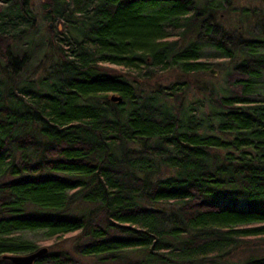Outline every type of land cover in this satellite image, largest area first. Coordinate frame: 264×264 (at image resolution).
Instances as JSON below:
<instances>
[{
    "label": "trees",
    "instance_id": "16d2710c",
    "mask_svg": "<svg viewBox=\"0 0 264 264\" xmlns=\"http://www.w3.org/2000/svg\"><path fill=\"white\" fill-rule=\"evenodd\" d=\"M249 1L44 0L37 45L0 5V264L42 248L32 264H264V0ZM227 10L234 29L213 16Z\"/></svg>",
    "mask_w": 264,
    "mask_h": 264
},
{
    "label": "rangeland",
    "instance_id": "374dc122",
    "mask_svg": "<svg viewBox=\"0 0 264 264\" xmlns=\"http://www.w3.org/2000/svg\"><path fill=\"white\" fill-rule=\"evenodd\" d=\"M233 2H234V5H233ZM231 5L236 7V8H234L235 10H237V8L238 9L247 8V9H249L251 11L252 10H256V11L260 10V8L258 6L259 4L256 1L232 0V4ZM238 15L239 14L237 12L235 13V12H231L230 10H227L226 12L220 13V15H219V12L215 13L213 16L215 17L216 21H218V23L224 25L222 28H224L226 30L228 28H233L234 29V26H231V25L234 24V22L235 23L236 22L239 23L238 22V17H237ZM228 25H230V26H228ZM242 25H245V24H242ZM46 26H47V21H44V28L41 27V28H43V34L46 33L45 32ZM237 27L241 28V26H237ZM47 37L48 36L44 35V38H47ZM35 38L36 39L34 40V45H37L40 42V36L37 35ZM37 57H39V59H40V61L37 62V63H39V65L43 61L42 65H41L42 72L33 74V73H31V71H29L27 74L30 77H32L33 79H35V78L37 79L40 75H42L43 71L48 70L51 67L52 63L54 62V58L51 55V53L46 55V56L37 55ZM37 63H35V64H37ZM35 64H33V67H32L33 71L37 67V65H35ZM211 70H214L215 74H212ZM211 70H210V73L213 75V78L214 79H218L220 81V74H219L218 70L216 68H212ZM175 79H176V76L173 75V74H163V75H160V77L158 79H156V82H158L160 84H163V85H168L169 83L176 81ZM207 80H209V78H207ZM259 82H260L259 91H260V93H264V76L259 80ZM189 98L190 97H188L187 99H189ZM163 175L166 176L167 174L165 173ZM72 244L73 243L71 241H65L64 243L61 244V246L66 248V249H71ZM90 263L95 264L94 262H90Z\"/></svg>",
    "mask_w": 264,
    "mask_h": 264
},
{
    "label": "flooded vegetation",
    "instance_id": "af4514ba",
    "mask_svg": "<svg viewBox=\"0 0 264 264\" xmlns=\"http://www.w3.org/2000/svg\"><path fill=\"white\" fill-rule=\"evenodd\" d=\"M0 5H9L13 8L14 6L20 5L22 10V18L25 19L26 16H29V21L26 18V22L23 23L24 26H39V30L36 31V36L39 35V32L42 33V26H44V21H47L49 27L53 26L52 17L46 16L44 14V0H0ZM48 14L51 10L46 9ZM13 18H16V14L13 15Z\"/></svg>",
    "mask_w": 264,
    "mask_h": 264
},
{
    "label": "water",
    "instance_id": "95a60500",
    "mask_svg": "<svg viewBox=\"0 0 264 264\" xmlns=\"http://www.w3.org/2000/svg\"><path fill=\"white\" fill-rule=\"evenodd\" d=\"M212 74H215L214 70H211ZM112 101H120V98H117L116 96L111 97ZM47 252L46 248H42L38 250L37 252L25 256V257H8V259L14 263V264H32L35 259L43 256Z\"/></svg>",
    "mask_w": 264,
    "mask_h": 264
}]
</instances>
